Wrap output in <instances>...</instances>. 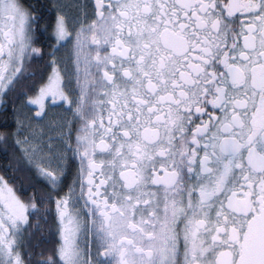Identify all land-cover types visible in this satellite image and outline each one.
<instances>
[{
  "label": "snow or ice",
  "instance_id": "6c2138e0",
  "mask_svg": "<svg viewBox=\"0 0 264 264\" xmlns=\"http://www.w3.org/2000/svg\"><path fill=\"white\" fill-rule=\"evenodd\" d=\"M0 264H264V0H0Z\"/></svg>",
  "mask_w": 264,
  "mask_h": 264
}]
</instances>
